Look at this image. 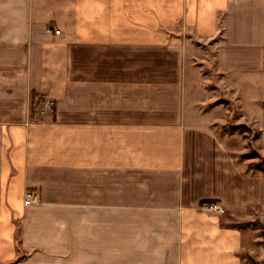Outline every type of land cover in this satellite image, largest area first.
Segmentation results:
<instances>
[{"label": "crops", "instance_id": "crops-1", "mask_svg": "<svg viewBox=\"0 0 264 264\" xmlns=\"http://www.w3.org/2000/svg\"><path fill=\"white\" fill-rule=\"evenodd\" d=\"M209 85L264 103V0H0V264H247Z\"/></svg>", "mask_w": 264, "mask_h": 264}, {"label": "rangeland", "instance_id": "rangeland-1", "mask_svg": "<svg viewBox=\"0 0 264 264\" xmlns=\"http://www.w3.org/2000/svg\"><path fill=\"white\" fill-rule=\"evenodd\" d=\"M212 86V87H211ZM212 88L211 91L214 97H217V103H213L212 107L217 114L213 117L215 138L213 137V143H219L222 146H236L237 149H241L242 153H237V157L241 169L245 172H257L264 170V103L247 104V101L240 100L237 105L232 100L224 95L214 85H209ZM211 106L209 108H212ZM241 107V108H239ZM208 108V107H206ZM209 110V109H208ZM254 148H250V144ZM249 215L242 214L240 227L249 228L252 233L250 237L251 252L245 250L243 253L244 259H247V264L262 263L264 261L260 258H264V237L258 230L261 231L259 225L260 221L256 219L251 224L248 223L249 216L258 218L254 210L248 211ZM229 217L224 214L223 218ZM244 219V220H243ZM249 226V227H248ZM257 232V233H256ZM257 242L254 245V242ZM245 259V263H246ZM249 259V260H248ZM250 261V262H249ZM252 261V262H251Z\"/></svg>", "mask_w": 264, "mask_h": 264}, {"label": "built area", "instance_id": "built-area-1", "mask_svg": "<svg viewBox=\"0 0 264 264\" xmlns=\"http://www.w3.org/2000/svg\"><path fill=\"white\" fill-rule=\"evenodd\" d=\"M55 34H60V31L59 30H55L54 31ZM32 202H36L37 201V197L34 196L33 194H26V199H25V205H29L30 203ZM203 210L205 212H208V213H212V214H216V215H223L225 213L223 207L218 204V203H207L205 204L203 207ZM14 264H24L22 261H17L15 262Z\"/></svg>", "mask_w": 264, "mask_h": 264}, {"label": "trees", "instance_id": "trees-1", "mask_svg": "<svg viewBox=\"0 0 264 264\" xmlns=\"http://www.w3.org/2000/svg\"><path fill=\"white\" fill-rule=\"evenodd\" d=\"M250 148L251 149H253L254 150V148H253V146H252V143L250 144ZM212 201H209V203H211ZM259 225H260V227H261V231H260V233L262 234V236L264 237V225L263 224H261V223H259ZM249 260V259H248ZM250 262V261H249ZM252 262V261H251ZM252 264H262V263H253L252 262Z\"/></svg>", "mask_w": 264, "mask_h": 264}]
</instances>
